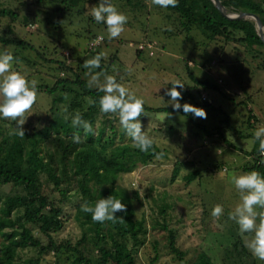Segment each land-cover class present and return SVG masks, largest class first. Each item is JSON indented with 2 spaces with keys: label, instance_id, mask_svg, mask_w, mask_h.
<instances>
[{
  "label": "rangeland",
  "instance_id": "rangeland-1",
  "mask_svg": "<svg viewBox=\"0 0 264 264\" xmlns=\"http://www.w3.org/2000/svg\"><path fill=\"white\" fill-rule=\"evenodd\" d=\"M118 3L120 7L117 6V9L128 17V22L121 36L106 48L102 44L104 38H109L107 28H97L89 20L95 4H85V9L84 5L80 6L83 8L81 14L77 13L78 7L63 14L57 10V7L63 6L60 0H0V36L25 39L34 46V49L28 46L21 48L0 41V54H17L19 63L14 64V70L20 71L29 81L36 80L37 85L52 86L60 78L74 79V72H79L84 68V61L94 57L88 51L100 50L105 54L103 60L108 63L118 50L117 60L114 58L108 73H90L84 68L83 77L95 87H101L106 76H113L152 108L171 106L168 103L171 97L165 95L166 90L171 88L170 82L180 81L196 98L205 94L213 103L212 108H203L207 113L206 118L194 117L191 120L179 112H147L139 118L142 131L166 149L168 156L145 165L139 163L132 172L122 174L119 180L130 192H139L140 198L134 200L135 215L138 219L145 218L149 227L146 242L136 247L137 264H191L203 250L215 264H264L247 247L249 234L241 235L239 226L229 219V213L241 202L231 177L248 173L243 166L253 162L249 154L257 143L253 137H240L226 128L224 122L226 114H231V125L245 135H254L258 128L264 127V60L243 53L244 46L238 43L211 40L199 28L190 34L181 32L175 18L168 16L169 11L153 5L151 0H141L145 6L135 8L138 11L122 5L125 1ZM4 10H14L18 14L14 18L11 12L4 14ZM56 26H60V30ZM94 34L96 36L90 38ZM100 37L103 40L99 46L90 49V42ZM147 40L154 44L155 53L152 55L143 50L144 54L138 58L139 44ZM61 61L66 62L73 71L64 69L59 63ZM187 65L197 79L217 83L222 93L203 89L190 77ZM95 73L101 75L98 81L93 82L92 75ZM71 86L75 91L67 94L63 101H55L65 94L62 89L54 93L37 90V102L30 113L32 115L23 125L24 130L42 139L39 131L50 125L55 116L67 115L71 119L85 110L91 100L78 96V88ZM229 97L236 98V103L249 100L248 106H234ZM2 99L0 97V102ZM78 102L81 108L77 106ZM178 102L180 105L189 104V101L179 99ZM249 109L257 118L252 121V128L246 123ZM112 124L122 129L118 116L97 113V130L104 128L110 133L113 131ZM201 125L212 136H205ZM217 127H224L219 137L216 136ZM14 128V121L0 118V139L3 136L12 138L10 133ZM54 136L55 132L52 131L45 140L42 139L40 145L50 148ZM196 170L200 172L197 179L187 183L185 175ZM43 184L52 197L57 200L61 198L58 191H51L53 184L44 177ZM2 189L8 193L11 187L3 186ZM79 201V196L74 192L65 199V211L70 218L63 229L54 234L57 239H69L75 243L81 238L82 229L72 214L73 206ZM217 204L224 208V214L218 219L211 215ZM165 207L166 215H162L161 209ZM165 216L168 226L177 231L178 246L187 253L183 261L168 250L167 231L158 224V221L163 223ZM154 223L156 226L151 227ZM239 237L246 248L242 253L234 247ZM129 243L131 246L132 243ZM36 256L35 248L19 250V259L25 264ZM72 259L71 254L58 256L51 253L42 257L41 264H68Z\"/></svg>",
  "mask_w": 264,
  "mask_h": 264
},
{
  "label": "trees",
  "instance_id": "trees-1",
  "mask_svg": "<svg viewBox=\"0 0 264 264\" xmlns=\"http://www.w3.org/2000/svg\"><path fill=\"white\" fill-rule=\"evenodd\" d=\"M118 1L121 4L125 1L122 5L129 6L128 9L134 11H138L135 8L145 6L141 0H110L113 5L120 7ZM221 1L226 7L235 11L257 14L264 23V0ZM60 2L63 3V6L57 7L58 12L65 14L68 13L67 10L72 12L78 7L77 13L81 14L83 8L80 6L84 5V9L86 8L85 4L97 6L100 0H60ZM166 9L169 11L168 16L175 18L181 32L190 34L192 30L199 28L211 40L222 39L226 43H238L244 46L243 53L264 60V41L259 36L253 20L228 18L221 13L212 0H179L178 7ZM9 12L14 18L18 14L14 10L3 11L4 14H9ZM89 20L96 24L97 28L103 26L106 29V25L96 23L91 14ZM56 28L60 30V26H56ZM87 31L92 32L91 29H87ZM94 36L96 34L90 38ZM0 41L15 44L21 48L28 46L34 49V46L25 39L0 36ZM113 42H115L114 39L104 38L102 45L107 48ZM88 52L93 57L100 53V50ZM117 52L118 50L108 63L102 59L101 67L93 71L108 73L114 58L117 60ZM144 52L137 49V57L140 58ZM14 57L17 59L18 55L15 54ZM59 63L64 69L73 71V68L66 62ZM187 68L190 77L203 89L206 91L214 89L216 92L222 93L217 83L209 79H197L191 71V67L187 65ZM262 68H264V63ZM85 70L82 68L81 72L75 71V78L72 80L60 78L52 86L37 85V90L54 93L62 89L65 94L56 98L55 101H63L67 94L75 91L71 85L78 88V96L91 100L89 106L80 111V114L83 119L92 123L95 135L85 136L82 130L74 129L71 126V119L65 120L63 116L57 115L50 125L39 131L43 140L52 131L55 132L50 148L40 145L42 139L27 131H25V138L13 135L12 138L3 136L0 139V264H25L19 259V250L28 247L37 249V256L31 258L28 264H41L42 257L51 253L58 256L64 253L71 254L73 259L68 264H137L136 247L146 242L149 227L145 218L138 219L135 215L134 200L140 198L139 192L136 190L130 192L119 183V180L122 174L132 172L139 163L143 165L151 163L156 160V157L153 150L142 152L135 148L131 138L127 137L124 131L114 124L111 126L113 131L110 133H107L104 128L97 130L95 120L97 113L101 112L99 100L105 93L100 90V87H95L83 77ZM177 91L184 94L182 98H178L183 102L189 101L190 105L197 108L213 107V103L208 99H203L202 96L196 98L186 87L183 89L177 87ZM229 99L233 101L234 106H241V104L248 106L249 100L236 103V98L229 97ZM77 106L82 107L79 102ZM182 106L183 104L179 111H174L172 106L152 108L145 104V115L147 112H165L167 114L179 112L185 115ZM187 116L194 120V114L189 113ZM231 118V114H226L224 121L226 128L233 130L240 137L255 139L254 135H245L242 130L235 129L230 123ZM256 120L253 111L249 109L246 119L249 128L253 127L252 121ZM222 128L224 127H217L218 135L222 134ZM201 129L206 134L205 136H212L204 125H201ZM77 131L83 140L80 144L74 143L72 139ZM256 143L252 153L249 154L252 156L253 162L244 165L243 169L247 172L255 170L264 176V164L261 163L259 142L256 141ZM154 151L155 153L163 152V157L168 156L167 150L161 148L155 140ZM199 174V170H196L185 175L184 178L187 183H191L197 179ZM43 177L53 184L51 191H58L60 199L57 200L51 196V193L46 192ZM3 186H10V192H4ZM72 192L80 198V201L73 206L72 214L82 229V236L75 243L69 239L59 240L54 235L63 229L65 222L70 218L66 214L64 201L69 198ZM109 196L121 199V202L127 206L126 212L116 213L118 217L123 216L126 223L94 222L91 219V214L81 210V204L88 202L94 206L98 200ZM161 214L166 215V207L161 209ZM155 223L150 226L155 227ZM158 224L167 231L168 250L183 261L187 253L177 244L176 229L168 226L166 216L163 223L158 221ZM129 242L132 243L131 246ZM240 245L241 249H239ZM234 247L239 253L246 251L240 237L234 243ZM239 256L242 255L239 254ZM191 264L215 263L212 257L203 250Z\"/></svg>",
  "mask_w": 264,
  "mask_h": 264
},
{
  "label": "clouds",
  "instance_id": "clouds-1",
  "mask_svg": "<svg viewBox=\"0 0 264 264\" xmlns=\"http://www.w3.org/2000/svg\"><path fill=\"white\" fill-rule=\"evenodd\" d=\"M153 5L161 8H175L179 6V0H151ZM92 17L96 23H104L110 39L119 38L125 31L128 17L120 12L110 0H100L97 6L92 7ZM105 54H96L93 58L84 61V68L89 72L99 69ZM18 60L9 52L0 54V118L15 122V128L10 133L25 138L23 125L32 112L37 102V81H29L20 71L14 70V64ZM101 73L92 75V81H98ZM172 87L166 90L165 95L170 96L168 103L174 111H179L181 105L177 98H182L181 91L177 87L184 88L180 81L170 82ZM100 90L105 94L100 98V111L104 114L118 116L119 123L125 135L131 138L133 146L142 152L153 150L156 159H161L163 152L155 153L154 140L145 131H142L140 117L145 115V102L137 97L123 84L118 83L113 76H106ZM185 115L192 113L195 117L206 118L207 113L203 108H197L188 103L183 104ZM66 111V110H65ZM170 116V115H169ZM168 116V117H169ZM65 120L69 119L66 115ZM167 118V117H166ZM71 126L82 130L84 135H95L91 122L83 119L80 113L71 117ZM255 140L259 142V154L264 164V127L258 128L254 133ZM73 142H83L79 131L74 133ZM231 182L240 194L241 202L229 213V219L239 226L241 235L249 234L247 247L251 254L260 261H264V176L258 171H250L243 175H233ZM81 210L91 214L94 222L126 223L123 216H116L117 212H126L127 206L113 196L98 200L94 206L88 202L81 204ZM224 214L222 205L217 204L212 209L211 215L219 218Z\"/></svg>",
  "mask_w": 264,
  "mask_h": 264
},
{
  "label": "water",
  "instance_id": "water-1",
  "mask_svg": "<svg viewBox=\"0 0 264 264\" xmlns=\"http://www.w3.org/2000/svg\"><path fill=\"white\" fill-rule=\"evenodd\" d=\"M215 6L221 11V13L231 19H251L255 22L257 32L264 41V23L262 19L255 13L247 11H235L226 7L221 0H212Z\"/></svg>",
  "mask_w": 264,
  "mask_h": 264
},
{
  "label": "built area",
  "instance_id": "built-area-1",
  "mask_svg": "<svg viewBox=\"0 0 264 264\" xmlns=\"http://www.w3.org/2000/svg\"><path fill=\"white\" fill-rule=\"evenodd\" d=\"M101 40H103L101 37L100 38H96L93 41H91L90 43V49L92 48H97L101 42ZM154 44L151 41H143L142 43L139 44V49L140 50H145L147 51L149 54L154 55ZM203 99H208L207 96L205 94L202 95Z\"/></svg>",
  "mask_w": 264,
  "mask_h": 264
},
{
  "label": "crops",
  "instance_id": "crops-1",
  "mask_svg": "<svg viewBox=\"0 0 264 264\" xmlns=\"http://www.w3.org/2000/svg\"><path fill=\"white\" fill-rule=\"evenodd\" d=\"M217 137H219V135H216Z\"/></svg>",
  "mask_w": 264,
  "mask_h": 264
}]
</instances>
